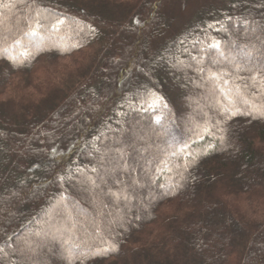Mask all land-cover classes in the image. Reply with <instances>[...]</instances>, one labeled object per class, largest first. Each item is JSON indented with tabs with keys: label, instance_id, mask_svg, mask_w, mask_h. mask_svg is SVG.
Wrapping results in <instances>:
<instances>
[{
	"label": "trees",
	"instance_id": "1",
	"mask_svg": "<svg viewBox=\"0 0 264 264\" xmlns=\"http://www.w3.org/2000/svg\"><path fill=\"white\" fill-rule=\"evenodd\" d=\"M183 1L0 0V264H264V0Z\"/></svg>",
	"mask_w": 264,
	"mask_h": 264
},
{
	"label": "rangeland",
	"instance_id": "2",
	"mask_svg": "<svg viewBox=\"0 0 264 264\" xmlns=\"http://www.w3.org/2000/svg\"><path fill=\"white\" fill-rule=\"evenodd\" d=\"M205 2H206L205 0H184L181 3V4H184V10H183V8H181V10L178 12L177 21H176V23L174 25L175 29L179 28V26L182 25L190 17V14H192L196 10V8L201 7ZM78 26H79V24H78ZM87 31L93 32V29L92 28H88ZM63 39L65 41H67L69 39V37H64ZM133 56H134V54H133ZM74 61H75V59H70V58L69 59H64V61H63V63H65V65L69 68V69H67L66 73H68L70 71L69 72L70 75L74 74L73 70L77 66V63H73ZM77 61H79V60H76V62ZM252 62H253L254 65L256 64L255 61H252ZM161 65H162V63H161ZM161 67L162 66H160V64H159V68H161ZM163 69L165 70V68H163ZM41 75L42 74H40V76ZM172 77H175V75H173ZM184 81H187L188 85L191 84L190 83V79L189 80L185 79ZM179 84H180V82H179ZM214 85L215 84L213 82L208 83V84L205 83V86H198L199 88L197 87V89H198V91L200 89L202 92H204L207 95H209L210 98L216 99L215 96L213 95V88H215ZM180 87H183V84L180 85ZM194 87H196V85H194ZM206 101H207V99H206ZM234 105H236L239 109L245 107V108H247L248 112H250V113L256 112V109H257V103H256L255 99L250 100V99L243 98L241 96H239V99L234 103ZM216 106H217V107H215L216 109L217 108H221L217 104H216ZM222 108H224V107H222ZM239 109H237V110H239ZM199 110H201V109L199 108ZM217 110H215V111H217ZM193 111H195V110H192L191 112H193ZM209 131H211V133L213 135L221 136L220 131L216 127H214V129L213 128L210 129ZM169 184L171 185L172 183L169 182ZM128 190H129V188H128ZM246 208L254 209L253 207H248L246 203H243L241 205V210H243V211L250 210V209H246ZM249 213H250V211H249ZM91 217L94 218V219L96 218L98 221H100L101 215H100V213H99V215H97V211L92 212V214H90V215L89 214L88 215H82V214H75L74 215V218L82 219L83 221L87 220V219H89ZM85 244H88V243L85 242ZM66 246L67 247L64 248V253H65L66 260L69 262L72 259V255H70V253H71L70 250L72 249L73 244H69V245H66ZM27 249L31 253V255H34L35 257H37V256H39V254H41L39 248L33 247L31 242L27 243ZM65 257L58 258V259H56V261H55V259L53 257V261L56 264L62 263V262L65 263L66 262ZM49 258H51V257L49 256Z\"/></svg>",
	"mask_w": 264,
	"mask_h": 264
},
{
	"label": "snow or ice",
	"instance_id": "3",
	"mask_svg": "<svg viewBox=\"0 0 264 264\" xmlns=\"http://www.w3.org/2000/svg\"><path fill=\"white\" fill-rule=\"evenodd\" d=\"M216 47H218V45H215ZM108 251V249H104V252H107Z\"/></svg>",
	"mask_w": 264,
	"mask_h": 264
}]
</instances>
